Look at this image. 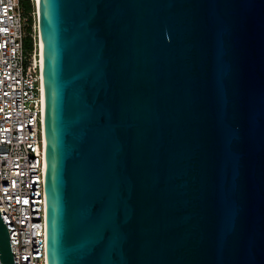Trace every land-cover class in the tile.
I'll return each mask as SVG.
<instances>
[{"label": "water", "instance_id": "water-1", "mask_svg": "<svg viewBox=\"0 0 264 264\" xmlns=\"http://www.w3.org/2000/svg\"><path fill=\"white\" fill-rule=\"evenodd\" d=\"M36 10L46 264H264V0Z\"/></svg>", "mask_w": 264, "mask_h": 264}, {"label": "built area", "instance_id": "built-area-1", "mask_svg": "<svg viewBox=\"0 0 264 264\" xmlns=\"http://www.w3.org/2000/svg\"><path fill=\"white\" fill-rule=\"evenodd\" d=\"M28 18L21 0H0V216L13 263L46 264L42 61Z\"/></svg>", "mask_w": 264, "mask_h": 264}, {"label": "trees", "instance_id": "trees-1", "mask_svg": "<svg viewBox=\"0 0 264 264\" xmlns=\"http://www.w3.org/2000/svg\"><path fill=\"white\" fill-rule=\"evenodd\" d=\"M21 7L24 15L29 16L27 32L30 33L32 31L31 30L32 18L30 14L34 11V7L29 0H21ZM24 45L27 50H30L32 48V39L30 37H27L25 39Z\"/></svg>", "mask_w": 264, "mask_h": 264}, {"label": "rangeland", "instance_id": "rangeland-1", "mask_svg": "<svg viewBox=\"0 0 264 264\" xmlns=\"http://www.w3.org/2000/svg\"><path fill=\"white\" fill-rule=\"evenodd\" d=\"M31 18H32L31 30L33 31L34 37L37 39L38 20H37L36 14L32 13ZM38 31H39V29H38Z\"/></svg>", "mask_w": 264, "mask_h": 264}, {"label": "bare ground", "instance_id": "bare-ground-1", "mask_svg": "<svg viewBox=\"0 0 264 264\" xmlns=\"http://www.w3.org/2000/svg\"><path fill=\"white\" fill-rule=\"evenodd\" d=\"M38 38H39V44H40V48H41V36H40V32H38Z\"/></svg>", "mask_w": 264, "mask_h": 264}]
</instances>
